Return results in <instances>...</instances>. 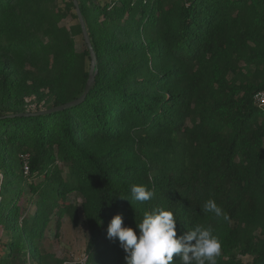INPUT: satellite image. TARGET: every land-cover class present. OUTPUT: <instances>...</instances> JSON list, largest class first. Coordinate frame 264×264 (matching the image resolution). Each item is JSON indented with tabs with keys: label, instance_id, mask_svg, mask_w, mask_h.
<instances>
[{
	"label": "trees",
	"instance_id": "trees-1",
	"mask_svg": "<svg viewBox=\"0 0 264 264\" xmlns=\"http://www.w3.org/2000/svg\"><path fill=\"white\" fill-rule=\"evenodd\" d=\"M78 1L94 85L32 114L83 95L91 52L73 0H0V264H64L45 241L79 209L84 264H126L108 225L122 214L139 235L154 208L174 213L178 236L211 227L217 264H264V0ZM133 184L153 198L133 200Z\"/></svg>",
	"mask_w": 264,
	"mask_h": 264
},
{
	"label": "clouds",
	"instance_id": "clouds-1",
	"mask_svg": "<svg viewBox=\"0 0 264 264\" xmlns=\"http://www.w3.org/2000/svg\"><path fill=\"white\" fill-rule=\"evenodd\" d=\"M132 199L139 202L151 200L154 193L141 184L130 188ZM204 211L228 220L214 200L203 205ZM122 214L115 215L107 229L109 239L118 238L125 252L126 264H173L179 256L180 264H217L222 244L211 227L196 225L184 235H177V220L171 210L154 208L145 213L137 224L139 235L132 227L123 226Z\"/></svg>",
	"mask_w": 264,
	"mask_h": 264
},
{
	"label": "rangeland",
	"instance_id": "rangeland-1",
	"mask_svg": "<svg viewBox=\"0 0 264 264\" xmlns=\"http://www.w3.org/2000/svg\"><path fill=\"white\" fill-rule=\"evenodd\" d=\"M77 21L68 18L63 21V24L70 27ZM79 42V49H82V36H77ZM29 108L35 109L37 103L28 98ZM28 193L24 194V212L30 209L28 204ZM70 201H77L75 194L69 195ZM80 200H78L79 202ZM78 222L75 224L71 218L64 217L61 222L60 228H56L55 221L51 222V230L47 234L45 246L48 251L54 253L56 257L64 261V264H84L87 259L86 247L89 240V231L83 220L82 210L78 211ZM57 232V234H55Z\"/></svg>",
	"mask_w": 264,
	"mask_h": 264
},
{
	"label": "water",
	"instance_id": "water-1",
	"mask_svg": "<svg viewBox=\"0 0 264 264\" xmlns=\"http://www.w3.org/2000/svg\"><path fill=\"white\" fill-rule=\"evenodd\" d=\"M73 1H74L75 6H76V11H77V14H78V17H79V21H80V24H81L84 40H85L87 46L90 49L91 57H92L90 70H89V78H88V81H87V84H86L85 91H84V93H83V95L81 97H79V98H77V99H75L73 101H70V102H68L66 104H63V105H60L58 107L52 108L50 110L40 111L38 113H32V114L50 113V112H55V111L63 110V109H66V108H70V107H73V106H77V105H79L81 102H83L85 100V98L87 97V94L89 93V91L91 90V88L94 85L95 75L97 73V69H96L97 62H98L97 55H96L94 47H93V45L91 43V39H90L88 30H87V27H86L85 19L83 17L81 9H80L79 1L78 0H73ZM23 115H29V113L13 114V115H11V117L23 116Z\"/></svg>",
	"mask_w": 264,
	"mask_h": 264
},
{
	"label": "built area",
	"instance_id": "built-area-1",
	"mask_svg": "<svg viewBox=\"0 0 264 264\" xmlns=\"http://www.w3.org/2000/svg\"><path fill=\"white\" fill-rule=\"evenodd\" d=\"M254 103L259 108L264 109V89L255 93ZM25 171L26 173H28L29 171V165H28L27 159L25 160ZM2 182H3V174L0 173V185L2 184Z\"/></svg>",
	"mask_w": 264,
	"mask_h": 264
}]
</instances>
